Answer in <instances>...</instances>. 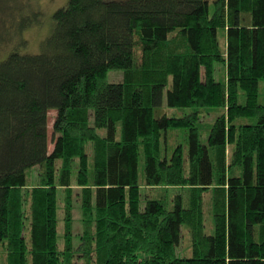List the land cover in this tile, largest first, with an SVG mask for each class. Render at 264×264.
I'll return each mask as SVG.
<instances>
[{
    "label": "trees",
    "instance_id": "16d2710c",
    "mask_svg": "<svg viewBox=\"0 0 264 264\" xmlns=\"http://www.w3.org/2000/svg\"><path fill=\"white\" fill-rule=\"evenodd\" d=\"M53 21L0 57V264H264V0H68Z\"/></svg>",
    "mask_w": 264,
    "mask_h": 264
},
{
    "label": "rangeland",
    "instance_id": "374dc122",
    "mask_svg": "<svg viewBox=\"0 0 264 264\" xmlns=\"http://www.w3.org/2000/svg\"><path fill=\"white\" fill-rule=\"evenodd\" d=\"M25 8L21 9L17 0H0V41L3 39H13L10 42L4 43L2 54L0 57L6 56L9 49H18L22 53H39L42 51L43 42L50 36L53 29V15L54 13L64 7L68 0H20ZM29 24L25 30H22L20 38L17 37L16 33L23 28L24 24ZM20 39V41L18 40ZM24 41L21 43V41ZM2 46V42H0ZM8 48V50H6ZM221 66L220 63L216 64L217 77H220L218 68ZM221 71V70H220ZM221 73V72H220ZM123 72L121 70H110L108 72V80L111 82L119 81L122 78ZM264 82L260 81V93L263 92ZM170 114L181 115L185 112H189L191 109L186 108H168L165 106V101L162 107ZM55 116V110H50L48 114V148L49 150L53 147L52 141V122ZM214 114H208L204 116V120L209 122L213 119ZM175 133V132H174ZM172 141L170 142L172 148L173 144L176 143L175 135L172 134ZM140 161V176H143L142 166ZM38 168L35 167L31 170L30 181L35 182L37 178ZM59 197V209H58V244L63 247V231H64V220H63V209H62V195L58 192ZM204 223L205 232L211 233L213 230L212 215L210 213L209 206V192L204 195ZM81 213L79 208L76 206L73 211V232L75 234L81 231L80 222ZM183 233L181 243L177 248L180 255H190L191 253V238L187 227L183 226ZM76 243V238L75 241Z\"/></svg>",
    "mask_w": 264,
    "mask_h": 264
}]
</instances>
